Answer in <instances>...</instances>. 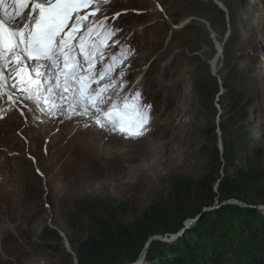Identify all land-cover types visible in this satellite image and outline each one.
<instances>
[{"label":"rangeland","instance_id":"obj_1","mask_svg":"<svg viewBox=\"0 0 264 264\" xmlns=\"http://www.w3.org/2000/svg\"><path fill=\"white\" fill-rule=\"evenodd\" d=\"M219 1L225 8L215 0L106 5L110 20L120 13V43L134 49L129 88L140 79L143 103L152 105L145 136L125 139L75 119H45L23 105L0 119V264H78L74 249L92 216L131 227L154 204L168 209L176 186L188 216L177 233L163 236L180 234L153 239L117 264H153L166 243L194 228L202 232L193 235L201 262L264 264L263 205L253 218L222 212L217 198L211 205L200 199L202 180L217 176L214 153L225 142L234 166L222 165L220 176L264 170V0ZM225 87L243 96L245 119L223 110ZM251 199L228 203L255 207ZM71 214L76 228L67 225ZM207 219L216 226L204 229Z\"/></svg>","mask_w":264,"mask_h":264},{"label":"snow or ice","instance_id":"obj_2","mask_svg":"<svg viewBox=\"0 0 264 264\" xmlns=\"http://www.w3.org/2000/svg\"><path fill=\"white\" fill-rule=\"evenodd\" d=\"M109 3L0 0V119L23 105L45 119L145 136L152 105L143 103L140 79L129 88L134 49L117 38L120 13L110 20Z\"/></svg>","mask_w":264,"mask_h":264},{"label":"trees","instance_id":"obj_3","mask_svg":"<svg viewBox=\"0 0 264 264\" xmlns=\"http://www.w3.org/2000/svg\"><path fill=\"white\" fill-rule=\"evenodd\" d=\"M233 35L230 33L226 42ZM225 42V43H226ZM225 86V85H224ZM224 97L226 104L222 108L230 118L245 119L246 107L243 104V96L236 90L225 87ZM223 152L216 149L214 153V166H211L216 177L202 180L200 188L203 205H211L217 198L221 202V211L231 214L240 213L242 216L258 218L261 214L259 205L264 206V170L254 167L233 168V175L220 176V167L234 166L235 153L228 144H223ZM249 161V160H247ZM214 167V168H213ZM217 184V192L213 187ZM182 189L176 186L174 194L170 197V207L165 210L160 203L152 205L141 216L135 218L131 227L124 223L111 219H99L92 216L86 225V235L79 240L75 247V254L78 264H117L124 258H132L143 247L146 241L155 235H165L167 233H177L187 218L186 202L182 199ZM252 197L254 206L243 207L234 203H228L229 199L247 200ZM220 210L214 211L219 213ZM204 217H210L206 213ZM251 220V219H250ZM257 220V219H254ZM205 224V225H204ZM67 225L72 228L78 226L77 219H67ZM213 228L216 226L214 219H207L202 223ZM201 236L202 232L191 229L185 236L176 242L167 244L165 252H159L153 264H206L200 260L199 241L193 235ZM216 264L220 263V258H215Z\"/></svg>","mask_w":264,"mask_h":264},{"label":"water","instance_id":"obj_4","mask_svg":"<svg viewBox=\"0 0 264 264\" xmlns=\"http://www.w3.org/2000/svg\"><path fill=\"white\" fill-rule=\"evenodd\" d=\"M215 2L217 3L218 1L217 0H215ZM219 3V2H218ZM217 3V4H218ZM220 4V3H219ZM220 6V5H219ZM221 7V6H220ZM222 8H224V7H222ZM220 47V46H219ZM221 47L219 48V51H218V54L216 55V57L217 56H219L220 55V51H221ZM238 203V202H237ZM261 208H264V206H262ZM180 234V233H179ZM179 234H174V235H172L170 238H167V237H165V236H163V235H155V236H152V237H150L147 241H146V243L144 244V245H149L150 244V242L153 240V239H158V238H163V239H165V240H172V239H174V238H176V236L177 235H179ZM139 263V261H135V262H133L132 264H138Z\"/></svg>","mask_w":264,"mask_h":264},{"label":"bare ground","instance_id":"obj_5","mask_svg":"<svg viewBox=\"0 0 264 264\" xmlns=\"http://www.w3.org/2000/svg\"><path fill=\"white\" fill-rule=\"evenodd\" d=\"M217 1L220 3V4H219V3L217 2V3H218V5H220L221 7H224V4H223L221 1H219V0H217ZM224 8H225V7H224ZM218 46H219V45H218ZM219 48H220V47H219ZM219 48H218V51H219ZM218 58H219V56H217V57H214V59H213V60H215V61H216Z\"/></svg>","mask_w":264,"mask_h":264}]
</instances>
